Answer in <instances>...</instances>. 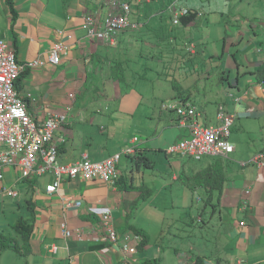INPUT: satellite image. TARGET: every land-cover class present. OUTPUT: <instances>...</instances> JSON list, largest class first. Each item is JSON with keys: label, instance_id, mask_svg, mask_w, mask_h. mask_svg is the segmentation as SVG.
Listing matches in <instances>:
<instances>
[{"label": "crops", "instance_id": "obj_1", "mask_svg": "<svg viewBox=\"0 0 264 264\" xmlns=\"http://www.w3.org/2000/svg\"><path fill=\"white\" fill-rule=\"evenodd\" d=\"M10 1L11 8L0 0V40L12 47L18 63L45 59L57 42L64 46L57 65L28 69L17 82L33 120L66 115L56 131L64 138L58 162L84 155L101 161L128 147L134 152L121 154L115 185L63 179L51 195L44 191L51 176L21 179L16 168L0 166V232L13 236L17 219L32 217L28 250L2 251L0 264H196L197 258L204 264H264V167L245 163L264 153V14L251 12L244 19L208 0L201 1L202 8L182 1L178 6L189 8L194 18L174 25L168 10L174 0H125L128 22L136 28L117 31L106 44L86 36L85 21L100 26L111 12L109 0ZM213 78L219 85L208 94L205 84ZM179 97L195 107L201 100L200 110L196 107L201 126L217 122L219 104L234 115L229 137L234 151L215 157L216 170L224 174L219 201L214 204L215 195L206 199L197 222L188 215L192 196L203 189L200 175L215 159L165 154L188 134L187 123L166 110ZM209 97L217 100L214 110ZM67 200L82 206L67 208ZM207 205L211 211L203 222ZM96 207L110 209L116 243L105 239L91 212ZM62 225L81 237H64ZM135 230L148 237L145 246H137ZM193 233L201 235L200 244L190 240ZM125 237L134 254L122 250Z\"/></svg>", "mask_w": 264, "mask_h": 264}, {"label": "built area", "instance_id": "obj_2", "mask_svg": "<svg viewBox=\"0 0 264 264\" xmlns=\"http://www.w3.org/2000/svg\"><path fill=\"white\" fill-rule=\"evenodd\" d=\"M113 7H118L117 15H108L103 27L98 21L87 18L85 28L87 36L96 38L106 44H112L114 35L120 30L121 16L128 11L125 3L113 0L110 2ZM186 10L182 11L184 15ZM60 34L61 32H57ZM70 38V36H67ZM61 43V42H60ZM56 44L50 51L48 63L57 65L59 51L64 49L62 43ZM36 64L42 65L43 62ZM20 68L16 65L12 47L0 40V166L16 168L19 178L33 180L46 175L52 177L44 191L47 194H54L63 179H82L84 181L101 180L113 186L119 178L118 161L121 154H114L109 158L93 162L82 156L79 160L68 164H61L57 161V145L63 139L55 137V132L64 122L63 115H50L44 122L32 120L24 109V103L17 97L13 82L19 74ZM264 94V89L262 90ZM181 121L194 115L190 106L184 107L171 104ZM223 106L217 107V119L219 124L207 127H199L194 123L188 125L189 135L177 143L165 148L166 155H178L194 161H200L205 157L226 158L234 148L228 138L230 128L233 124V114L223 110ZM134 152L126 150V154ZM123 153V152H122ZM124 153V154H125ZM249 163L256 167H264V154L257 153L249 160ZM1 179V175H0ZM82 206L80 200L66 201V207L78 209ZM91 212L99 219L105 239L109 243H116L118 233L112 224L110 209L106 207L92 208ZM64 228V229H63ZM64 237L80 238L81 232L72 233L62 225ZM125 243L122 250L127 254H134L135 247L129 246V238H124ZM124 264V263H122Z\"/></svg>", "mask_w": 264, "mask_h": 264}, {"label": "rangeland", "instance_id": "obj_3", "mask_svg": "<svg viewBox=\"0 0 264 264\" xmlns=\"http://www.w3.org/2000/svg\"><path fill=\"white\" fill-rule=\"evenodd\" d=\"M117 1H119V0H117ZM202 0H184L183 1V3L185 4V5H187V6H189V7H191V5H193L192 7L193 8H202L203 7V5H204V1H203V4H202V2H201ZM258 2H259V0H257ZM262 2H261V5H255L254 4V2H255V0H242V4L240 3L239 4V0H208V2H207V4H211V5H216V6H218L220 9H226V8H228V9H226V10H232V11H234V14L235 13H237L240 17H242V18H244V19H246L248 16H250V13L251 12H258L259 14H264V1L263 0H261ZM182 2V1H181ZM206 4V5H207ZM207 7V6H206ZM233 7H234V10H233ZM189 9V8H188ZM239 18V17H238ZM259 18V17H258ZM238 57V60H239V63H241V61H240V58H241V56L240 55H238L237 56ZM242 67H241V71H242ZM235 74H236V72L234 73V76H235ZM155 83H157V82H155ZM137 84V83H136ZM139 84V83H138ZM169 85H170V83H169ZM206 85V87L208 88V91H207V93L208 94H213V93H215V90L217 89V86L219 85L218 84V82L213 78L212 80H210V81H208L207 82V84H205ZM264 89V86L261 88V91ZM176 91V90H175ZM262 94H263V91H262ZM175 95H177V93H175ZM263 96H264V94H263ZM161 99H163V98H161ZM174 99V98H173ZM176 99V98H175ZM169 101H172L171 103H169V104H166L167 106H166V110H168V111H170V112H172L177 118H178V120H179V122H180V124H182V125H185L186 123H187V125H190L191 123H194L195 125H197V126H199V127H207V126H210V125H206V126H201V125H199L198 123H197V120H196V117H198V112H197V109L198 110H200V103H201V100H197V101H195V105H196V107H197V109H196V107L193 105V104H191V102H189L188 100H185V98H179V99H177V100H169ZM181 101V102H180ZM207 101L210 103V106H209V108L211 109V110H214L215 109V105H217V100L214 98V97H209V99H207ZM180 102V103H179ZM171 104H174V105H176V106H178V105H180L181 104V106H184V107H187V106H190L192 109H193V112H194V115L192 116V117H190V118H186L185 120H183V121H181L180 120V118L178 117V115L176 114V112L174 111L173 112V109H171L170 108V106H171ZM207 104V103H206ZM205 104V105H206ZM205 105H202L203 107L205 106ZM168 107L170 108V109H168ZM218 107V106H217ZM223 110L224 111H227L225 108H223ZM232 114V113H231ZM215 118H216V123L215 124H212L213 126H216V125H218L219 124V121H218V119H217V111H216V115H215ZM233 119H234V115H233ZM233 125V124H232ZM187 128V132H188V134H187V136L185 137V138H187L188 137V135H189V130H188V127H186ZM231 128H232V126H231ZM231 128H230V134H231ZM229 137H230V135H229ZM184 139V138H183ZM134 140H136V139H134ZM182 140V139H181ZM228 140H229V138H228ZM180 141V140H179ZM230 142V141H229ZM177 143V142H176ZM231 144V143H230ZM232 145V144H231ZM232 147H233V145H232ZM234 148V147H233ZM129 149H132L133 151H134V148L133 147H128V148H126V149H124L122 152L123 153H125L126 152V150H129ZM234 151V150H233ZM232 151V152H233ZM231 152V153H232ZM120 154H122V153H120ZM126 154V153H125ZM165 154H166V152H165ZM257 154V153H256ZM264 154V153H263ZM255 155V154H254ZM253 155V156H254ZM178 156V155H177ZM252 156V157H253ZM184 159H187L186 157H184ZM250 159H251V157H250ZM250 159H248L247 160V162H245L246 164H250V165H253V164H251V163H249V160ZM191 160V159H190ZM102 161V160H101ZM93 162H97V161H93ZM254 166V165H253ZM256 167V166H255ZM263 167V166H262ZM166 172H170V170H169V168H167V171ZM198 199H199V201L200 202H198ZM205 200H206V194H205V191L203 190V189H201L200 191H198V192H196L193 196H192V206H190V213L188 214L189 215V217L190 218H192L193 220H195V222H197L196 221V216H198V214H200V212H201V210H202V208L205 206ZM213 202H214V204L216 203V198L215 199H213ZM207 204V203H206ZM192 207V208H191ZM206 208H207V214L205 215V214H201L202 216H203V222H206V220L208 219V217H209V214H210V211H211V207L209 206V205H207L206 206ZM202 213V212H201ZM188 219V218H187ZM203 222H201V223H203ZM201 224H199V226H200ZM215 225V221H212L211 222V225H210V228L207 230V232L209 231V233H207L208 235H210L211 234V232H212V230H214V228H213V226ZM198 225H195V227H199ZM187 229L188 230H190V228L189 227H187ZM169 230L170 231H172L173 230V228H169ZM186 237V236H185ZM177 240V239H176ZM193 243H194V245H198V243L200 244L201 242H200V240H201V235L200 234H196V233H193V237H191V239H190ZM178 241H179V239H178Z\"/></svg>", "mask_w": 264, "mask_h": 264}, {"label": "trees", "instance_id": "obj_4", "mask_svg": "<svg viewBox=\"0 0 264 264\" xmlns=\"http://www.w3.org/2000/svg\"><path fill=\"white\" fill-rule=\"evenodd\" d=\"M181 2V1H180ZM181 4V3H180ZM7 5L11 8V1L7 0ZM189 10V9H188ZM195 13L190 11L189 15L181 17L180 22L183 25L188 24L194 18ZM117 81L119 79H123L122 73L120 74L119 78H115ZM18 82V81H17ZM174 88H177L174 85ZM182 95V94H180ZM181 98V97H179ZM223 106V105H222ZM136 158L135 162H140L137 155L134 156ZM215 163L213 167H208L204 169L202 172L203 174L200 175L201 185L205 191L207 201H211L210 199L215 195L216 202L219 201V191L221 189V183L224 179V174L220 172V170H216V161H220V159L215 158ZM139 160V161H138ZM214 170V171H213ZM211 179V182L209 179ZM31 216L24 219L20 217L17 219L16 224L12 227L15 234L13 236L9 234H5V232H0V253L7 249H10L16 253L24 254L28 250V238L32 227ZM137 236H139L140 242L138 243V247H143L148 243V237L142 233L140 230H135ZM146 264H157V261H146ZM196 264H204L201 258L196 259Z\"/></svg>", "mask_w": 264, "mask_h": 264}, {"label": "bare ground", "instance_id": "obj_5", "mask_svg": "<svg viewBox=\"0 0 264 264\" xmlns=\"http://www.w3.org/2000/svg\"><path fill=\"white\" fill-rule=\"evenodd\" d=\"M111 1H113V0H109L108 1V4H109V6H110V8H111V12L108 14V15H117L118 13H119V11H118V7H113L111 4H110V2ZM123 2V3H125L126 5H127V7H128V11L126 12V13H124L120 18H121V24H120V30H123V29H125V28H131V29H133V28H136V25L137 24H132V23H129L128 22V19H127V15H128V12H129V6H128V3L125 1V0H119V2ZM180 1H184V0H174L172 3H171V5L168 7V10L171 12V14H172V23L174 24V25H179L180 24V19H181V17H184V16H186V15H189L190 14V11L188 10V8H186L185 6H178V4H180ZM183 10H186V13L183 15L182 14V11ZM107 15V16H108ZM106 16V17H107ZM106 17L103 19V21H102V23H101V25H100V27L102 28L103 27V24H104V22H105V19H106ZM194 17V16H193ZM120 30H118V31H120ZM86 36H87V32H86ZM88 37V36H87ZM96 39V38H95ZM2 41V40H1ZM58 43H60V42H57L56 44H58ZM55 44V45H56ZM61 44V43H60ZM54 45V46H55ZM53 46V47H54ZM52 50V49H51ZM50 50V51H51ZM13 51V50H12ZM50 51H48L49 53L47 54V56H46V58L45 59H37V60H34V61H29V62H25V63H23V64H20V63H18V61L16 60V57H15V54L13 53V55H14V59H15V63H16V65L20 68V71H19V74H18V76H17V78L14 80V82H13V88H14V91H15V93H16V95H17V97L23 102V100H22V98H21V96H20V94L18 93V90H17V81H18V79H19V77H20V75L24 72V71H26V70H28V69H32V68H38V67H43L45 64H44V62L45 61H48V58H49V54H50ZM191 51V50H190ZM14 52V51H13ZM192 52V51H191ZM59 54H60V52H59ZM40 61H42L43 62V64L42 65H38V64H36L37 62H40ZM46 64H48V63H46ZM51 65V64H50ZM181 102V101H180ZM179 102V103H180ZM24 103V102H23ZM24 105H25V103H24ZM220 105V104H219ZM218 105V106H219ZM26 107V106H25ZM25 107H24V109H25ZM168 109H170L169 107H168ZM26 110V109H25ZM217 110V109H216ZM173 112H174V110H173ZM26 113H27V110H26ZM27 115L29 116V114L27 113ZM50 115H63L64 116V122L60 125V126H62L64 123H65V121H66V115L64 114V113H53V114H48L47 115V117L43 120V121H41V122H44L45 120H47L48 119V117L50 116ZM30 117V116H29ZM31 118V117H30ZM32 119V118H31ZM33 120V119H32ZM177 120V119H176ZM234 120V119H233ZM35 121V120H34ZM59 126V127H60ZM178 126V125H177ZM59 129V128H58ZM57 129V130H58ZM182 130H183V128H181ZM55 137H56V132H55ZM56 138H59V139H63V141L62 142H60V143H58V145H60L61 143H63L64 142V138L62 137V136H60V137H56ZM57 145V146H58ZM109 158V157H108ZM107 159V158H106ZM105 160V159H104ZM58 161V160H57ZM73 162V161H72ZM59 163V162H58ZM68 163H70V162H68ZM68 163H61V164H68Z\"/></svg>", "mask_w": 264, "mask_h": 264}]
</instances>
